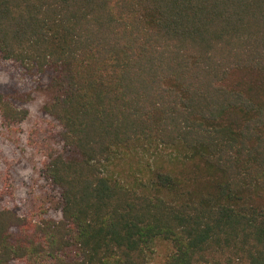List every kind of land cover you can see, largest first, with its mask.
<instances>
[{
	"label": "trees",
	"instance_id": "obj_1",
	"mask_svg": "<svg viewBox=\"0 0 264 264\" xmlns=\"http://www.w3.org/2000/svg\"><path fill=\"white\" fill-rule=\"evenodd\" d=\"M264 264V0H0V264Z\"/></svg>",
	"mask_w": 264,
	"mask_h": 264
},
{
	"label": "rangeland",
	"instance_id": "obj_2",
	"mask_svg": "<svg viewBox=\"0 0 264 264\" xmlns=\"http://www.w3.org/2000/svg\"><path fill=\"white\" fill-rule=\"evenodd\" d=\"M166 254H167V247L160 248L157 251V255L155 258V264H163Z\"/></svg>",
	"mask_w": 264,
	"mask_h": 264
}]
</instances>
